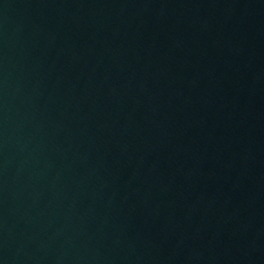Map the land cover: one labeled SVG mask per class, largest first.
<instances>
[{"label":"water","instance_id":"1","mask_svg":"<svg viewBox=\"0 0 264 264\" xmlns=\"http://www.w3.org/2000/svg\"><path fill=\"white\" fill-rule=\"evenodd\" d=\"M0 264H264V0H0Z\"/></svg>","mask_w":264,"mask_h":264}]
</instances>
